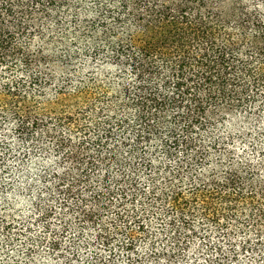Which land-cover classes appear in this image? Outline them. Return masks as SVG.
<instances>
[{"label":"trees","instance_id":"16d2710c","mask_svg":"<svg viewBox=\"0 0 264 264\" xmlns=\"http://www.w3.org/2000/svg\"><path fill=\"white\" fill-rule=\"evenodd\" d=\"M20 1L0 0V146L9 126L47 155L39 200L75 215L40 205L47 232L83 238L41 243L61 264L81 244L83 264H264V0H25L46 24Z\"/></svg>","mask_w":264,"mask_h":264},{"label":"rangeland","instance_id":"374dc122","mask_svg":"<svg viewBox=\"0 0 264 264\" xmlns=\"http://www.w3.org/2000/svg\"><path fill=\"white\" fill-rule=\"evenodd\" d=\"M11 1V0H10ZM70 1L65 0V6L70 4ZM43 6L49 5L47 0L41 1ZM21 7L18 9V15H15V20H34L35 24L42 22L46 24L49 21V15H43L36 9H32L27 1H20ZM41 6V9L44 7ZM50 7V5H49ZM61 9V8H60ZM64 9V8H63ZM54 12V11H53ZM52 12V13H53ZM54 14V13H53ZM12 19V18H10ZM14 20V19H12ZM46 21V22H45ZM13 43L14 40H11ZM5 131L9 133L7 138L3 141L5 145L0 146V264H61V259L56 253H52L48 244L41 243L40 237L45 232L50 231L47 228H57L61 226L60 218L54 213L49 216L43 217L40 213V205L53 206V210L57 213H62L65 209L60 206L61 196L55 194L52 197L49 195H40L43 188V180L40 179L41 172L48 163L47 155L39 151H29L30 148H20L17 141L10 137V127H5ZM2 130H0V144L2 143ZM23 150V151H22ZM40 193V194H39ZM39 206V207H38ZM67 222H75V215L72 210L66 211ZM64 216V217H65ZM106 219V217H102ZM61 222V223H60ZM87 228V227H85ZM93 230V227H91ZM88 231V230H87ZM93 232V231H92ZM50 233L47 235L50 239L60 238L61 248L66 253L71 247H78L82 240L70 242L72 237V230L67 234ZM93 233H86V239L92 237ZM48 238V239H49ZM49 241V240H47ZM29 242V244H27ZM30 244L32 247L29 248ZM70 247V248H69ZM81 250L73 257L74 264L85 263L86 255L91 251L80 245ZM30 249H32L30 252ZM79 251V250H78ZM108 252V251H107ZM209 253V252H208ZM121 254H124L122 252ZM211 253H209V256ZM242 257L241 264H252V259L249 257ZM209 261L212 257L205 256ZM118 263L126 261V256L117 257ZM124 260V261H123ZM155 264H160L155 262ZM178 264H195L190 263L186 258L178 261ZM203 264V263H202ZM212 264V263H206Z\"/></svg>","mask_w":264,"mask_h":264}]
</instances>
